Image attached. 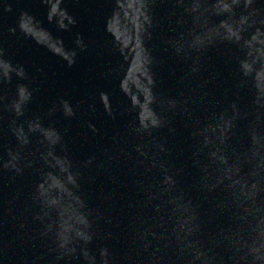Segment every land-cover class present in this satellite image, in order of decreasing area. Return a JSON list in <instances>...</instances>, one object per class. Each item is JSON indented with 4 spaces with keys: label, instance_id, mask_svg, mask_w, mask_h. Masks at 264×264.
<instances>
[{
    "label": "water",
    "instance_id": "obj_1",
    "mask_svg": "<svg viewBox=\"0 0 264 264\" xmlns=\"http://www.w3.org/2000/svg\"><path fill=\"white\" fill-rule=\"evenodd\" d=\"M0 264H264V0H0Z\"/></svg>",
    "mask_w": 264,
    "mask_h": 264
}]
</instances>
